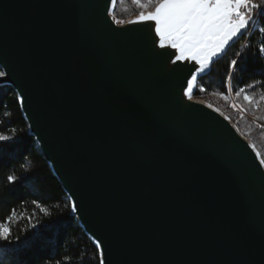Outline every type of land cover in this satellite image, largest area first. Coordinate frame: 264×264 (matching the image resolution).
Returning <instances> with one entry per match:
<instances>
[{
	"label": "water",
	"instance_id": "1",
	"mask_svg": "<svg viewBox=\"0 0 264 264\" xmlns=\"http://www.w3.org/2000/svg\"><path fill=\"white\" fill-rule=\"evenodd\" d=\"M116 1L0 0V87L72 216L105 264H264L251 142L183 95L192 65L172 63L154 23L116 24Z\"/></svg>",
	"mask_w": 264,
	"mask_h": 264
},
{
	"label": "trees",
	"instance_id": "2",
	"mask_svg": "<svg viewBox=\"0 0 264 264\" xmlns=\"http://www.w3.org/2000/svg\"><path fill=\"white\" fill-rule=\"evenodd\" d=\"M141 2L147 4V0ZM153 9L151 5L141 8L133 0H117L113 15L123 20ZM256 22V29L249 27L212 64L208 74L198 79L193 97L213 103L214 97L232 94L253 119L242 118L237 127L264 156V101H260L264 96V53L256 55L264 47V31H260L264 17H257ZM237 58L238 70L229 81V63ZM249 84L255 88H248ZM240 88L245 92L237 96ZM245 94L255 103L246 102ZM0 131L15 137L0 149V223L11 234L10 242L0 243V264H98V249L72 216L71 203L29 134L18 97L8 86L0 87ZM8 176L16 177L15 182L10 183Z\"/></svg>",
	"mask_w": 264,
	"mask_h": 264
},
{
	"label": "snow or ice",
	"instance_id": "3",
	"mask_svg": "<svg viewBox=\"0 0 264 264\" xmlns=\"http://www.w3.org/2000/svg\"><path fill=\"white\" fill-rule=\"evenodd\" d=\"M133 3L141 8L151 5L154 10L147 14L141 12L135 20H130L128 23L137 25L154 23L159 48L175 50L173 54H169L170 58L171 55L175 56L172 63L189 62L192 65L189 69L191 79L186 80L187 86L183 89V95L188 99H192L193 87L198 76L205 73L215 59L226 52L233 41L253 26L257 17H264V0L259 2L257 0H147V4L142 3L141 0H133ZM114 22L125 23L115 18ZM148 26L152 27V24ZM260 31H264V28ZM260 53H264V47H260L256 55L259 56ZM238 65V58L230 61L227 80L232 79V73L238 70ZM4 75V72H0V77ZM248 88L254 89L255 84H249ZM243 92L245 89L240 88L236 95L239 96ZM243 98L249 104L255 103L247 94ZM260 101H264V96L260 97ZM14 139V136L0 131V149ZM248 146L256 153L259 166L264 168V156H261L254 144L249 143ZM7 179L13 183L16 177L8 176ZM77 211V205L73 204L71 212ZM10 239L9 227L0 223V243L10 242ZM96 248H101V243L97 244ZM105 260V255L102 258L98 257V264H105Z\"/></svg>",
	"mask_w": 264,
	"mask_h": 264
},
{
	"label": "rangeland",
	"instance_id": "4",
	"mask_svg": "<svg viewBox=\"0 0 264 264\" xmlns=\"http://www.w3.org/2000/svg\"><path fill=\"white\" fill-rule=\"evenodd\" d=\"M135 16H137V15H135ZM132 17H134V16H132ZM129 18H131V17H129ZM129 18L123 19V21L125 22ZM115 20H119V19H116L115 18ZM256 23L251 27V29H253V28L256 27ZM0 72H1V70H0ZM197 100L204 101L205 103H208L209 105H211L212 107H214L215 109H217L225 117H227L231 121V123L234 126H236V127H237V123H240L241 120H242V118H246L249 121H253L252 117L250 115H247L242 110V108L235 103L232 94H229L226 97H214L213 98V103L207 102V101L202 100V99H197ZM238 130H239V128H238Z\"/></svg>",
	"mask_w": 264,
	"mask_h": 264
},
{
	"label": "bare ground",
	"instance_id": "5",
	"mask_svg": "<svg viewBox=\"0 0 264 264\" xmlns=\"http://www.w3.org/2000/svg\"><path fill=\"white\" fill-rule=\"evenodd\" d=\"M256 27H257V23H256Z\"/></svg>",
	"mask_w": 264,
	"mask_h": 264
}]
</instances>
